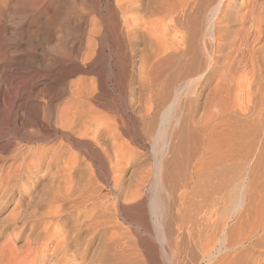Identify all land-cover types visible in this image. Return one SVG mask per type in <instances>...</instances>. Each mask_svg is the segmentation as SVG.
I'll list each match as a JSON object with an SVG mask.
<instances>
[{
	"label": "bare ground",
	"instance_id": "6f19581e",
	"mask_svg": "<svg viewBox=\"0 0 264 264\" xmlns=\"http://www.w3.org/2000/svg\"><path fill=\"white\" fill-rule=\"evenodd\" d=\"M91 3L76 59L117 46L125 68L40 107L88 159L36 143L0 169V264H264V0Z\"/></svg>",
	"mask_w": 264,
	"mask_h": 264
},
{
	"label": "rangeland",
	"instance_id": "374dc122",
	"mask_svg": "<svg viewBox=\"0 0 264 264\" xmlns=\"http://www.w3.org/2000/svg\"><path fill=\"white\" fill-rule=\"evenodd\" d=\"M73 1L0 0V169L2 171L10 169L9 165L12 166L11 169L18 165L19 158L13 160L12 157L25 145L34 147L38 144L39 147H49L64 142L62 144L72 149L71 152L78 151L85 154L88 159V152L83 146L72 140L75 143L73 146L71 139H65L62 132H52L54 130L49 125L53 121L50 123L48 121V124H45L46 119L42 121L41 108H46V113L51 117L56 115L55 110L57 111L58 106L62 107L69 97L67 89L70 81L78 75H83L79 72L80 67L83 70L86 68V70H102L104 75L108 65H112L117 70V64L119 70H124L126 64L121 59L123 49L119 50L114 46L111 60L110 48L106 44L96 46L94 52L98 54L88 60L89 63L86 61V64L82 61L80 63L76 59L80 55L87 54L89 31L101 25L102 22L98 20L105 12L94 8L91 0ZM92 52L91 50L90 53ZM73 67L78 68L77 71ZM65 88L66 91H63ZM113 104L111 107L115 108L116 104ZM35 108L38 109L37 112ZM38 126L42 128V132L35 131ZM68 140L71 142H67ZM41 190L42 184L37 186L34 192V201L42 196ZM14 197L13 200L17 195ZM14 201L0 214V218L8 213ZM24 201L27 202L24 204ZM28 201L29 199L26 198L22 204L27 205ZM3 239L5 238H1L2 241ZM14 241L10 242L9 248L14 247L13 249L17 248L18 252H21L22 239ZM22 264L27 262L23 261Z\"/></svg>",
	"mask_w": 264,
	"mask_h": 264
}]
</instances>
